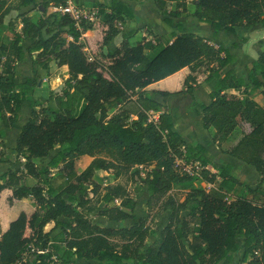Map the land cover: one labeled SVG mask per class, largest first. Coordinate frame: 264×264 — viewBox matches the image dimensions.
Listing matches in <instances>:
<instances>
[{"label":"trees","instance_id":"trees-1","mask_svg":"<svg viewBox=\"0 0 264 264\" xmlns=\"http://www.w3.org/2000/svg\"><path fill=\"white\" fill-rule=\"evenodd\" d=\"M151 1L162 15H178L171 11V0ZM65 6L66 0H0V25L12 11L31 8L38 14L19 13L20 30L13 31L9 42L0 43V125L12 128L25 101L30 79L15 83L16 65L30 58L33 77L41 78L54 62L65 66L68 75L66 88L56 99L59 107L51 110L53 118L40 117L31 109L15 146L27 174L41 180L47 169L38 170L36 163L60 146L47 167L68 182L55 195L45 197L40 186L14 189L16 179L7 175L0 192L10 190L13 200L30 197L39 211L20 213L4 232L0 228V264H14L25 253L32 258L26 264H81L78 260L222 264L231 263L240 246L242 264H264V107L251 99L259 93L264 100V53L245 67L246 79L233 70L224 71L235 62L226 48L192 34H173L172 42L149 58L148 44L139 31L120 29L123 18L132 17L123 0L99 6L102 20L91 37L85 32L93 30L95 21L76 22L68 13L54 10ZM175 8L183 14L186 3L178 2ZM48 9L54 11L47 13ZM192 16L209 25L213 34L235 35L239 27L260 24L264 28V0H195ZM118 35L120 46L106 51ZM25 40L31 42L24 45ZM183 69L188 70L183 80L188 94L195 86L214 82L210 102L199 105L202 128L213 132L212 141L218 147L236 133L221 152L255 168L256 188L231 175L229 165L211 163L201 145L186 144L173 129L169 111L150 96L169 97L176 92H147L150 85ZM2 139L0 130V148ZM6 156L0 152V158ZM82 157L91 161L78 173L77 161ZM178 162L183 167L198 163L197 175L210 188L191 189L179 201L171 193L173 187L188 184L194 177L183 173ZM150 167L143 176L137 169ZM97 173L124 183L102 186L94 179ZM128 183L137 185L134 192L139 191L138 185L147 189L145 217L133 214L136 200ZM152 211V218L166 211L169 215L158 244L146 247ZM181 213L186 216L181 218ZM90 217L117 224L129 221V225L106 228ZM50 223L60 231L63 248L59 252L50 244L49 233L43 232ZM191 224L195 228L187 249L182 240L188 238Z\"/></svg>","mask_w":264,"mask_h":264},{"label":"rangeland","instance_id":"rangeland-1","mask_svg":"<svg viewBox=\"0 0 264 264\" xmlns=\"http://www.w3.org/2000/svg\"><path fill=\"white\" fill-rule=\"evenodd\" d=\"M72 4L77 8L80 7V5L75 4L74 0H72ZM30 9L31 8H26V9H22L18 13L17 12L10 13V15L6 18V20L3 21V24L0 25V43L9 42L12 39L13 31L20 30L21 25H20L19 13H26L27 11H29L27 12V14L32 15L33 17L38 15L37 13H35V10L30 11ZM53 11H54L53 9H48L47 13H51ZM52 29L53 27L49 26V30ZM44 37H46V35H44ZM30 42H31L30 40H25L24 45H28ZM238 42L241 43V40H239ZM150 50L151 49L147 47L145 54L149 58H152L153 55L149 56ZM29 61L31 62L30 58H28L26 62ZM53 63H50V65L52 64V66H50L49 68L48 75L42 74L41 78H34L33 72L32 73L26 72L27 68L24 66H18V65L15 66V71L13 75L14 82L17 83L18 85L23 84L28 79L27 78L28 76L30 77V82L27 84L25 90V96H24L25 101L22 103L19 109V120L10 129H5L2 125H0V130L3 132L2 140L4 143L3 148H0V152L7 154L6 157L0 158L1 159L0 175L4 174V176L0 179V184H4L7 181V175H13L17 182L14 189H16L18 186H40L44 189L43 195L45 197L55 195L68 182L67 179L58 175V171L56 169H51L47 167L49 160L56 154L57 151L61 149V147L58 145L55 146L54 150L50 152L47 158H44L36 163V167L38 170L47 169V172L43 178L44 180H41L39 178L32 177L27 174L24 168L25 161L21 157L17 156V153L15 152V146H16L17 136L22 126L25 124L27 118L29 117L31 109L36 110L40 117H47L51 119L53 118V113L51 112V110L58 109L59 107V104L56 101V99L57 97H60L62 95L63 90L66 88L64 83L68 77H65L66 76L65 72H63V70H61L60 67L54 66ZM174 81L175 80L168 81L167 83H165V87H169V88L173 87ZM163 101H164L163 103L169 106L171 109V112L169 113L172 117L173 127L179 130L183 122L182 121L183 117L181 118L180 117L181 115L179 113L182 101L175 102L174 97L163 99ZM185 112L187 114L186 117H188L190 120V125L186 126L183 129V131H181V133L184 132L185 135L188 134L192 138H196L197 130L205 131L206 134L212 133V131L204 130L202 126H200V128H196L197 118L193 113V111L187 110ZM150 115H152L153 117L152 113ZM234 137L235 134L231 135V137H229L228 140L223 144L228 145L233 140ZM192 140H196V139H192ZM90 161L91 158L89 157L80 158L77 161V172L78 173L82 172L86 168V166L90 163ZM242 165L245 164L242 163ZM244 167H249V169L253 170V168L250 166L245 165ZM187 168L190 170L193 169L192 171L194 172L193 175L194 179L188 184L177 185L175 188H173L171 192L173 195L176 196V198L179 201H182L184 195L191 189L210 188V186L205 184L197 175V172L201 169L198 163L189 165L187 166ZM137 169L140 171V173L143 176L147 171L151 169V167L146 169H142V168H137ZM238 172L239 170L236 169L235 176H238ZM94 179L102 186L116 182L124 183L123 179L113 182L110 179V177L107 176L105 173H97L96 175H94ZM135 186L137 185L131 183L127 184V188L131 193V196L134 197L136 200V206L133 211V214L141 217H145L147 215V209L144 203L148 198V192L147 189L142 185H138L139 191L134 192ZM245 195L247 194L245 193ZM34 211H39V209L30 197L22 200H13L11 198L10 190H3L2 192H0V228L1 229H3V226L5 224H8L10 221L14 220L20 213H25L26 215H30ZM153 214L154 211L150 213L147 220V225L150 229V235L146 241V247H153L158 244L161 231L167 224L169 211H166L164 214L152 218ZM185 216L186 213H181L180 217L184 218ZM90 219L94 223H99L106 228H110V227L118 228L120 226L129 225V221H125L123 223L117 224V223L105 222L103 220L96 219L94 217H90ZM59 220H63V218H60ZM193 225H195V223ZM193 225L191 224L188 227V238L182 240L185 248L187 249L189 248V244L192 240L191 234L193 232V229L195 228V226ZM43 232L49 233V236L52 240L50 244L52 245L53 249L56 252H59L63 248V242L60 240L58 236L60 231L54 228V223H50L46 225L45 228L43 229ZM242 253H243V249L242 246H240L239 251L235 254L232 262L231 263L223 262L222 264H242L241 263ZM24 257L26 258V263L31 261L32 259L31 254L28 253H25ZM77 262L81 264H96L95 262H87L84 260H78Z\"/></svg>","mask_w":264,"mask_h":264},{"label":"crops","instance_id":"crops-1","mask_svg":"<svg viewBox=\"0 0 264 264\" xmlns=\"http://www.w3.org/2000/svg\"><path fill=\"white\" fill-rule=\"evenodd\" d=\"M123 1L130 7L132 11V17H124L123 24L120 29L121 31H126L128 29H137L139 33L146 39V42L148 44L147 47L151 49L149 51V56L154 55L157 50L163 47L166 43H171L173 40V34H192L207 39L211 44L226 48L229 51L230 55L235 58V62L232 65H229L225 69V71L233 70L238 77L246 79L245 67L255 61L260 54L264 53V28L262 27V25L257 24L251 27L236 28L235 35H228L223 32L213 34L209 25L200 23L196 18L192 16V13L194 12L195 0H171V11H175L178 14L175 17L162 15L160 10L151 0ZM74 2L75 4L85 7V9H88L92 13V16L89 20L95 21L94 28L93 30L85 32V36L91 37L93 35L94 29L97 28V26L99 25L98 23L102 20V17L98 15L99 6L102 5L108 7L110 0H74ZM178 2L186 3V11L183 14L181 13V8H175V4ZM8 16H6L4 20H6ZM165 20L166 22H164ZM153 36H156V38H153ZM239 40H241V43L238 42ZM121 42V35L116 36L107 44L106 51H114L120 46ZM53 65L56 66L55 63H53ZM18 66H24L27 68L26 72L32 73L30 61L23 64H18ZM50 66H52V64L49 65V68ZM60 68L61 70H63V72H65L66 76H64L68 77L67 68L65 66ZM187 73L188 70L183 69L180 72L172 75L171 77L150 85L146 88V90L148 93L160 91L176 92L177 94L169 97H161L156 93H153L150 96L154 101L161 104L164 109L169 110V112H171V109L169 106L163 103V99L174 97L175 102L182 101L179 111L181 115L180 117H183L182 126L179 130L175 129L174 127L173 129L176 132L178 131L177 133L183 136L184 142L189 145H201L206 149L209 158L211 159V163L220 166L229 165L231 167V175L233 176H235V170H239L238 176L235 177L243 185H246L252 189L256 188L259 174L255 170V168L250 166L253 168L252 170L249 169V167H244L246 164L242 165V162L238 159L223 154L221 152V149H224L227 145L222 144L221 147H218L216 144H214V142L212 141L213 132L210 134L207 133V135L205 131L197 130L196 138H192L188 134L185 135L184 132L181 133V131H183L186 126L190 125V120L188 117H186L187 114L185 111L187 110H191L195 114L198 125H196V128H200V126H202L201 111L199 109V105H206L210 102L209 94L214 84V82H210L206 85L195 86L192 94H188L183 87V80ZM27 78L30 79L29 76ZM172 80H175L173 87H165V83ZM249 91L250 88L248 92ZM251 99L258 105L264 107V100L261 94H253ZM234 134L236 135V133ZM208 169L211 172L216 173L211 165H208ZM175 187L176 186H174L173 188ZM9 223L3 226V229H1L2 232L7 229Z\"/></svg>","mask_w":264,"mask_h":264},{"label":"built area","instance_id":"built-area-1","mask_svg":"<svg viewBox=\"0 0 264 264\" xmlns=\"http://www.w3.org/2000/svg\"><path fill=\"white\" fill-rule=\"evenodd\" d=\"M55 11H60L62 13H68L71 18L78 22L79 20H81L82 18H86V19H90L92 16V13L88 10L85 9V7L80 6L79 8L73 6L72 4V0H66V6L64 9H54ZM180 167H181V171L189 176H193L194 172L190 169H188L187 167H183L181 162L177 163ZM31 251H34V249H32ZM25 254L22 255V257L14 264H26V258L24 257ZM52 260L54 262H56L57 260L55 259V257H52Z\"/></svg>","mask_w":264,"mask_h":264}]
</instances>
